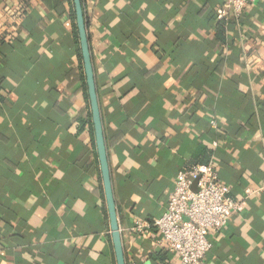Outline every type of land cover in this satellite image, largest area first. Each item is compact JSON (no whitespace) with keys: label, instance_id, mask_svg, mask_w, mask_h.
<instances>
[{"label":"crops","instance_id":"obj_1","mask_svg":"<svg viewBox=\"0 0 264 264\" xmlns=\"http://www.w3.org/2000/svg\"><path fill=\"white\" fill-rule=\"evenodd\" d=\"M61 1L0 0V264H117L74 3ZM83 8L126 264H179L134 222L210 162L244 206L203 264H264V0L240 17L225 0Z\"/></svg>","mask_w":264,"mask_h":264},{"label":"built area","instance_id":"obj_2","mask_svg":"<svg viewBox=\"0 0 264 264\" xmlns=\"http://www.w3.org/2000/svg\"><path fill=\"white\" fill-rule=\"evenodd\" d=\"M256 1L225 0V3L232 14L240 17ZM216 122L214 119L211 124ZM243 206L244 202L235 199L231 187L221 180L215 163L195 164L177 174L162 214L152 223L135 220L133 231L142 233L153 225L165 250L177 257L179 264H203L212 246L211 233L225 228Z\"/></svg>","mask_w":264,"mask_h":264},{"label":"water","instance_id":"obj_3","mask_svg":"<svg viewBox=\"0 0 264 264\" xmlns=\"http://www.w3.org/2000/svg\"><path fill=\"white\" fill-rule=\"evenodd\" d=\"M73 3L75 8L76 24L79 33L80 47H81L86 80L88 85V94L91 104L93 126L95 131V138H96V148L100 161L101 174H102L105 197L107 202L110 229H111L112 241L116 256V262L117 264H126L122 234L120 231L116 202L112 187L108 152L105 142L103 123L101 118L83 3L82 0H73Z\"/></svg>","mask_w":264,"mask_h":264},{"label":"trees","instance_id":"obj_4","mask_svg":"<svg viewBox=\"0 0 264 264\" xmlns=\"http://www.w3.org/2000/svg\"><path fill=\"white\" fill-rule=\"evenodd\" d=\"M57 1H58V3H59L60 5H62V2H63V1H61V0H57ZM71 1H72V0H71ZM82 3H83V0H82ZM61 7H62V6H61ZM72 17H73V19H74V26H75L76 37H77V40H78L79 43H80L79 33H78V29H77V24H76V14H75V10H74V9L72 10ZM220 23H221V27H222V24L224 25V22L221 21ZM3 41H4V39H1V40H0V44H1V42H3ZM80 52H81V50H80ZM81 57H82V54H81ZM92 126H93V124H92ZM170 256H172V254H170V253L166 250V252H164V256H163L164 258H162V260L164 259V261H165V260L169 259Z\"/></svg>","mask_w":264,"mask_h":264}]
</instances>
